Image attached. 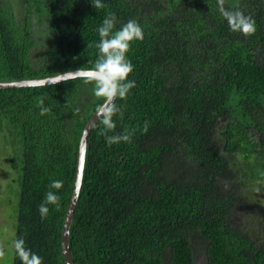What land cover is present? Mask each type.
<instances>
[{"label": "trees", "instance_id": "obj_1", "mask_svg": "<svg viewBox=\"0 0 264 264\" xmlns=\"http://www.w3.org/2000/svg\"><path fill=\"white\" fill-rule=\"evenodd\" d=\"M26 1L47 20L45 58L32 61L27 29L0 3V82L92 67L109 12L114 31L135 19L144 32L128 52L136 86L116 99L108 133L131 141L109 146L100 120L87 138L68 240L74 263L195 264L201 250L206 264H264V225H247L264 180V0H225L255 19L247 37L229 29L218 0H101L97 10L91 0ZM92 88L76 78L0 90V144L20 188L13 264L33 254L65 264L79 138L102 102ZM37 97L50 109L43 116ZM54 180L61 189L49 188ZM50 190L59 208L48 204L41 218Z\"/></svg>", "mask_w": 264, "mask_h": 264}, {"label": "clouds", "instance_id": "obj_2", "mask_svg": "<svg viewBox=\"0 0 264 264\" xmlns=\"http://www.w3.org/2000/svg\"><path fill=\"white\" fill-rule=\"evenodd\" d=\"M91 3L96 10L105 7L101 0H91ZM224 3L225 0H218V10L227 22L229 29L246 37L253 35L256 32L255 19L251 15H245L238 8L226 9ZM115 25L116 15L109 12L98 28L100 39L95 45L98 50L97 59L92 67H81L77 70L82 74L86 84L93 85V95L102 101L96 107L97 117L103 124L99 135L105 137L109 146L120 142H130L132 138L131 133L128 132L114 135H108V133L114 132L116 128L113 116L120 111L115 103L116 99H125L130 90L136 86L134 80L128 79L134 70V65L128 59V52L134 41H142L144 38L143 28L135 19H129L114 31ZM37 102L42 116L50 111L48 107H44L43 97H37ZM143 131H147V122H145ZM258 183H264V180L258 181ZM62 186L63 181L54 180L50 183L49 188L59 190ZM59 202L60 197L53 191H48L45 200L38 208L41 218H45L48 214V204L56 205L58 209ZM0 255H3L2 251H0ZM28 264H41L40 258L33 254Z\"/></svg>", "mask_w": 264, "mask_h": 264}, {"label": "rangeland", "instance_id": "obj_3", "mask_svg": "<svg viewBox=\"0 0 264 264\" xmlns=\"http://www.w3.org/2000/svg\"><path fill=\"white\" fill-rule=\"evenodd\" d=\"M11 12H13L16 23L28 31V37L36 47H33L30 57L33 62L42 60L49 41L50 30L47 20L40 18L31 11V6L26 0H0ZM33 8V7H32ZM26 15L28 17H26ZM8 149L4 144H0V264H13L14 244L19 202V182L18 174L11 167L8 159ZM261 193L252 195L253 203L258 210V215L254 216L256 223H248L251 227H261L264 225V183H259ZM257 189V190H259ZM260 221V222H258ZM256 224V225H255ZM256 232V230H255ZM253 232V233H255ZM264 233V230H262ZM257 236V234H254ZM264 235V234H263ZM258 238V237H257ZM195 264H206L205 255L199 250L196 254Z\"/></svg>", "mask_w": 264, "mask_h": 264}, {"label": "water", "instance_id": "obj_4", "mask_svg": "<svg viewBox=\"0 0 264 264\" xmlns=\"http://www.w3.org/2000/svg\"><path fill=\"white\" fill-rule=\"evenodd\" d=\"M76 78H82V74L80 72H77V70H73L42 78L20 79L14 81L0 82V90L48 86ZM99 120L100 119H98L97 117V112H95L86 122L79 138L74 184L65 213L61 233V253L65 264H75L69 250V232L82 184L86 160L87 138L89 137L92 129Z\"/></svg>", "mask_w": 264, "mask_h": 264}]
</instances>
